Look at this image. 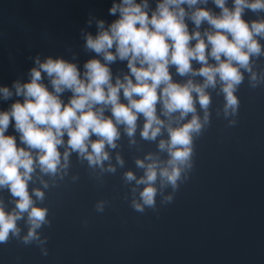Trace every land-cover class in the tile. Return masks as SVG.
<instances>
[{
	"label": "clouds",
	"instance_id": "clouds-1",
	"mask_svg": "<svg viewBox=\"0 0 264 264\" xmlns=\"http://www.w3.org/2000/svg\"><path fill=\"white\" fill-rule=\"evenodd\" d=\"M107 11L111 21L89 12L79 29L82 63L71 46L37 53L23 78L0 84V102L11 101L0 108V191L9 194L0 198V244L15 239L47 256L44 201L66 178L79 180L73 155L102 184L124 167L121 138L136 148L137 133L157 151L135 158L141 175L123 172L125 198L139 213L155 212L157 197L171 203L193 168L194 139L210 125V90L232 127L241 84L264 85V0H111ZM117 62L126 71L114 72ZM107 204L93 207L103 213Z\"/></svg>",
	"mask_w": 264,
	"mask_h": 264
},
{
	"label": "water",
	"instance_id": "water-1",
	"mask_svg": "<svg viewBox=\"0 0 264 264\" xmlns=\"http://www.w3.org/2000/svg\"><path fill=\"white\" fill-rule=\"evenodd\" d=\"M110 2L0 0V84L23 78L37 53L66 55L71 46L82 63L87 55L79 49V29L89 12L111 21ZM245 18L255 16L249 12ZM112 67L126 71L123 62ZM210 91V125L194 139L193 168L171 203L161 205L157 197V210L143 213L129 206L122 174L141 175L135 158L157 149L138 133L136 148L122 137L117 151L124 167L105 174L102 184L73 155L72 171L79 180L66 178L46 194L51 223L41 234L48 238V255L9 239L0 244V264H264V85L250 88L247 79L241 84L232 127L217 115L222 96ZM10 102H0V108ZM0 198L7 202L8 192L0 191ZM98 199L108 201L103 213L93 207ZM20 226L26 230L22 221Z\"/></svg>",
	"mask_w": 264,
	"mask_h": 264
}]
</instances>
